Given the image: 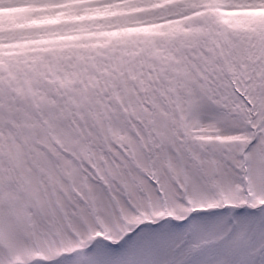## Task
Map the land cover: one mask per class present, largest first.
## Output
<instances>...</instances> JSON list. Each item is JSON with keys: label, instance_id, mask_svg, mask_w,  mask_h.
<instances>
[{"label": "snow or ice", "instance_id": "1", "mask_svg": "<svg viewBox=\"0 0 264 264\" xmlns=\"http://www.w3.org/2000/svg\"><path fill=\"white\" fill-rule=\"evenodd\" d=\"M0 264H264V0H0Z\"/></svg>", "mask_w": 264, "mask_h": 264}]
</instances>
